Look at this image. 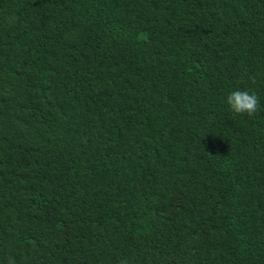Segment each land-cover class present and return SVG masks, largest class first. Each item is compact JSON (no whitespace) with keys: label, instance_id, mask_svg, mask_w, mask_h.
<instances>
[{"label":"trees","instance_id":"trees-1","mask_svg":"<svg viewBox=\"0 0 264 264\" xmlns=\"http://www.w3.org/2000/svg\"><path fill=\"white\" fill-rule=\"evenodd\" d=\"M122 259L264 264V0H0V264Z\"/></svg>","mask_w":264,"mask_h":264},{"label":"clouds","instance_id":"clouds-1","mask_svg":"<svg viewBox=\"0 0 264 264\" xmlns=\"http://www.w3.org/2000/svg\"><path fill=\"white\" fill-rule=\"evenodd\" d=\"M229 108L237 114L253 116L259 109V100L254 92L235 90L226 96L225 100ZM119 264H129L127 259H122Z\"/></svg>","mask_w":264,"mask_h":264}]
</instances>
